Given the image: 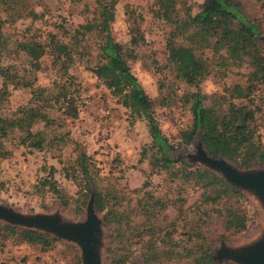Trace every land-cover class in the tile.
Instances as JSON below:
<instances>
[{
  "label": "rangeland",
  "instance_id": "obj_1",
  "mask_svg": "<svg viewBox=\"0 0 264 264\" xmlns=\"http://www.w3.org/2000/svg\"><path fill=\"white\" fill-rule=\"evenodd\" d=\"M234 1L264 36V0ZM32 2L40 14L37 19L23 17L2 27L5 46L0 53V67L25 72L33 59L39 62L36 81L48 87L50 94L59 92L60 98L53 102L54 108L49 112L57 119V125L61 123L56 134L65 133L67 137L41 150L19 144L18 131L4 139L9 154L0 159V206L27 220L33 229L48 231L53 240L40 250L38 244L9 235L4 227L9 223L0 220V264H83L81 242L60 237L42 226L54 222L83 224L88 217L97 222L92 242L95 264H192L201 247L209 249L215 262L243 264L229 258V254L264 249L263 196L253 188L234 184L226 174L264 172V159L240 167L224 156L213 159L199 145L197 136L190 144H181L180 133L190 124L187 100L196 88L179 80L167 62L165 39L169 25L154 15L153 0ZM201 2L183 0L180 7L194 14ZM135 23L142 39L137 38L138 42L131 45L134 55L127 59V64L150 98V108L161 132L175 147L172 154H180L193 165L183 167L179 177L151 167L149 152L138 161L140 148L148 141L139 105L129 85L122 94L111 93L114 86L125 81L118 68H98L103 61L100 46L105 34L128 46L129 28ZM51 37L57 42L54 55ZM29 40L35 43L28 53L18 49L19 42ZM204 56L210 61V74L197 84V89L205 95V105L217 106L227 96L225 88L243 84L247 69L229 63L215 64L208 52ZM60 67L72 76V85ZM59 86L64 89H58ZM70 94L78 108L74 119L60 114ZM250 97V104L239 98L232 102L243 111H252L251 129L264 150V77ZM28 98L27 89L8 86L6 99L0 101V113L10 117L16 108L26 105ZM43 133L45 138L54 134L52 127ZM69 140L91 157L97 183L108 191L109 204L120 203L119 223L105 227L99 224L101 213L72 207L79 187L71 179L77 153ZM216 148L222 153L232 150L231 144L223 140L217 141ZM195 166L211 170L234 187V192L196 185L195 175L188 173ZM48 171H52L57 186L71 198L70 206H63L58 197L46 191V186L40 189ZM226 213L229 225L244 216V229H226Z\"/></svg>",
  "mask_w": 264,
  "mask_h": 264
},
{
  "label": "trees",
  "instance_id": "obj_2",
  "mask_svg": "<svg viewBox=\"0 0 264 264\" xmlns=\"http://www.w3.org/2000/svg\"><path fill=\"white\" fill-rule=\"evenodd\" d=\"M182 2L183 0H153L154 15L169 25L165 39L167 62L173 67L174 74L179 80L196 88L189 94L187 100L190 124L181 131L180 142L182 145H188L197 136L199 145L213 159L224 156L240 167H249L254 161L264 159V150L255 140L251 129L252 111H243L232 102V99H246L248 104L251 103L250 96L264 77V53L262 51L264 36L257 24L243 14L234 0H202L198 11L194 14H190L186 9L182 11L180 7ZM39 16L40 14L34 10L32 0H0V53L5 46L2 34L3 25L12 24L23 17L35 20ZM129 29L128 46L116 42L109 34H105L104 42L100 46L103 61L98 68H118L125 75V81L119 86H114L111 93L122 94L124 87L129 85L132 97L139 105V114L144 119L148 141L140 148L138 161L146 157V152H149L151 167L173 178L179 177L183 167L193 165L185 162L180 154H172L175 147L161 132L150 108V98L130 72L127 59L134 55L131 45L137 43L138 39H142V36L136 23ZM34 43L32 40L19 42L18 49L28 53ZM49 43L52 47L51 54L54 55L57 42L51 37ZM66 49L69 52L67 47ZM206 52L210 53L211 61L215 64L229 63L238 67L245 66L247 69L243 84L234 83L225 88L227 96L223 97V104L217 106L205 105V95L197 89V84L210 74V61L207 56H204ZM38 70L40 67L36 59L29 62L25 72L23 69L20 72L16 70L10 72L9 67H0V101L6 99L8 86L27 89L29 93L26 105L16 108L13 115L8 117L0 113V159L9 154L3 143L13 131L20 133L19 144L35 150L53 146L62 141L63 137H67L65 133L64 136L56 134V129L61 123L57 125V119L49 112L54 108L53 102L60 98L59 92L50 94L48 87L37 83L35 72ZM61 70L72 85V76L68 75L64 68ZM58 89L63 90L64 87L59 86ZM74 100V96L68 95L64 107L59 109L64 118L77 117L78 108ZM51 127L53 136L45 138L43 130ZM219 140L229 142L232 150L227 153L219 152L216 148ZM69 141L77 153L74 159L75 170L71 179L79 187L77 197L72 201L74 203L72 207L75 210H81L84 207V209H89L90 213L92 211L101 213L99 224L105 227L119 223L121 212L117 207L120 203L117 201L109 204L108 191L104 190L103 184L97 183L98 174L91 157L84 150H80L75 141ZM188 173L195 175V183L198 186L203 188L218 186L226 192H234V187L225 183L221 177L209 169L195 166L194 171ZM44 186L47 187L46 191L58 197L63 206L71 205V198L57 186L52 171H48L45 178L41 180L40 189ZM0 220L11 224H4L9 235H16L19 240L27 243L38 244L40 250L48 247L53 240L48 231L41 232L33 229L28 222L21 220L12 211L1 206ZM223 224L226 229L239 232L245 227L244 216L240 215L238 223L229 225L226 213L223 217ZM192 264L236 263L215 262L209 249L201 247L193 256Z\"/></svg>",
  "mask_w": 264,
  "mask_h": 264
},
{
  "label": "water",
  "instance_id": "obj_3",
  "mask_svg": "<svg viewBox=\"0 0 264 264\" xmlns=\"http://www.w3.org/2000/svg\"><path fill=\"white\" fill-rule=\"evenodd\" d=\"M227 178L234 184L249 187L259 192L264 199V172L254 174H237L234 171H227ZM21 220H24L20 218ZM28 222L27 220H24ZM28 225L31 224L28 222ZM97 222L88 217L86 222L77 225H60L56 222L50 223L49 226H42L47 230L53 231L56 235L68 239L79 241L83 245L82 258L83 264H95L94 252L92 247L93 237ZM229 258L243 264H264V249L246 250L232 252Z\"/></svg>",
  "mask_w": 264,
  "mask_h": 264
}]
</instances>
